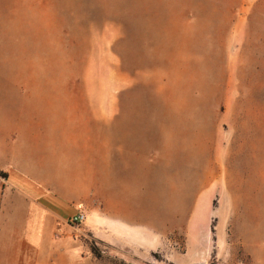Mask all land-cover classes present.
Listing matches in <instances>:
<instances>
[{
  "label": "rangeland",
  "instance_id": "374dc122",
  "mask_svg": "<svg viewBox=\"0 0 264 264\" xmlns=\"http://www.w3.org/2000/svg\"><path fill=\"white\" fill-rule=\"evenodd\" d=\"M0 127L81 152L96 143L112 190L158 178L157 242L138 255L114 232L109 264H253L264 0H0ZM73 231L102 259L89 217Z\"/></svg>",
  "mask_w": 264,
  "mask_h": 264
},
{
  "label": "crops",
  "instance_id": "0c3cea01",
  "mask_svg": "<svg viewBox=\"0 0 264 264\" xmlns=\"http://www.w3.org/2000/svg\"><path fill=\"white\" fill-rule=\"evenodd\" d=\"M22 135L0 127V171L5 174L0 175V264H109L114 257L107 256L108 249L120 244L114 232L125 249L138 255L146 240L157 242L158 178L128 177L112 190L108 179H99L96 143L81 152L76 139L62 148L61 139L36 142V134ZM82 165L90 166L88 174ZM78 212L89 217L92 237L105 247L102 259L83 255L75 226L68 222ZM110 219L121 220L124 228H114ZM254 242L252 262L264 264V230H257ZM144 257L124 256L123 262L137 264Z\"/></svg>",
  "mask_w": 264,
  "mask_h": 264
},
{
  "label": "built area",
  "instance_id": "2783aa9c",
  "mask_svg": "<svg viewBox=\"0 0 264 264\" xmlns=\"http://www.w3.org/2000/svg\"><path fill=\"white\" fill-rule=\"evenodd\" d=\"M85 220H86V215L84 213H82V212H78L77 214L72 216L68 220V222L72 226H76L77 227V226L81 225Z\"/></svg>",
  "mask_w": 264,
  "mask_h": 264
},
{
  "label": "trees",
  "instance_id": "16d2710c",
  "mask_svg": "<svg viewBox=\"0 0 264 264\" xmlns=\"http://www.w3.org/2000/svg\"><path fill=\"white\" fill-rule=\"evenodd\" d=\"M0 175H2V176H5V174H4V173H2L1 171H0ZM92 251H93V248H92Z\"/></svg>",
  "mask_w": 264,
  "mask_h": 264
}]
</instances>
